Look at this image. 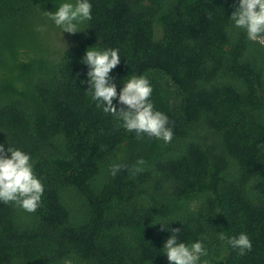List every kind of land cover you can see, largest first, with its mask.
Instances as JSON below:
<instances>
[{"label": "trees", "instance_id": "1", "mask_svg": "<svg viewBox=\"0 0 264 264\" xmlns=\"http://www.w3.org/2000/svg\"><path fill=\"white\" fill-rule=\"evenodd\" d=\"M64 2L0 0V144L29 153L44 184L35 212L0 201V264H169L171 228L203 242L201 264H264V44L230 19L239 0H89L73 34L45 12ZM89 47L119 49L118 94L150 81L171 142L97 106Z\"/></svg>", "mask_w": 264, "mask_h": 264}, {"label": "clouds", "instance_id": "2", "mask_svg": "<svg viewBox=\"0 0 264 264\" xmlns=\"http://www.w3.org/2000/svg\"><path fill=\"white\" fill-rule=\"evenodd\" d=\"M91 10L89 0H75V3H62L54 12H45L62 29V33L66 31L73 34L81 31L78 24L91 20ZM230 19L236 28L246 30L249 40L264 44V0H239ZM82 62L89 67L87 83L90 86L87 90L92 99L98 102V107L122 120L123 127L129 132H135L138 139L147 135L162 139L165 143L171 142L173 131L168 126L169 118L154 108L150 99L153 88L145 76H132L117 93V85L110 73L120 63L119 49L97 50L89 47ZM117 96L118 103L124 106L119 109L113 104ZM143 163L142 159L137 161L136 172L143 170L139 167ZM123 167L125 165H112L111 174L115 176ZM43 192L44 184L34 172V161L30 154L11 146L5 150L4 145L0 144V201L5 204L14 203L32 213L41 206ZM160 223L162 230L167 227ZM169 230L171 236L163 246L169 264H201L200 258L207 256L203 242L186 245L179 240L180 228ZM219 239L226 241L233 249H239L240 255L252 249L250 237L243 232L238 236L227 237L221 231ZM203 264L209 262L204 260Z\"/></svg>", "mask_w": 264, "mask_h": 264}]
</instances>
